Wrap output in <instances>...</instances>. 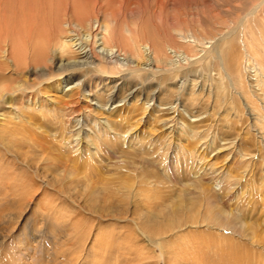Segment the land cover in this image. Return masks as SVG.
Segmentation results:
<instances>
[{"label":"rangeland","instance_id":"obj_1","mask_svg":"<svg viewBox=\"0 0 264 264\" xmlns=\"http://www.w3.org/2000/svg\"><path fill=\"white\" fill-rule=\"evenodd\" d=\"M262 1L0 0V264H150L134 221L167 234L183 216L158 201L142 218L131 186L175 200L204 186L213 208L248 223L236 241L264 244ZM104 24L113 58L96 43ZM62 38L80 40L110 73L76 75L96 84L99 101L60 84L54 63L80 56H55ZM14 42L29 57L18 70ZM56 166L68 172L55 178ZM111 205L124 215L94 208ZM176 234L162 244L177 245Z\"/></svg>","mask_w":264,"mask_h":264},{"label":"bare ground","instance_id":"obj_2","mask_svg":"<svg viewBox=\"0 0 264 264\" xmlns=\"http://www.w3.org/2000/svg\"><path fill=\"white\" fill-rule=\"evenodd\" d=\"M263 2L264 0L261 3ZM89 22L90 21H88V23ZM77 26L83 29V25L81 23L77 24ZM86 29H87L86 30V39H87L91 37L90 27ZM98 35H100V37L97 38L96 43H98L99 47L102 48L104 51L106 52L109 51L110 55H108V57L109 56L112 57L114 46H110V43L112 42L113 39V34L110 29V26L104 24L102 27V32ZM130 39H131L130 41H133V45L135 46L137 42H135L132 38ZM79 41L76 38L72 40L62 38L59 40L57 44L56 47L57 49H54V55L58 54V52L72 53V51H75L76 54L79 53L80 55L79 57L68 59L66 62H64L63 60L56 61L55 59H53L54 61H56V63H54L56 64V69L62 70V72L58 74L59 81L60 84H64V87L70 85L71 83L72 84L74 83L77 85L79 90H82V93L85 95V97L92 98V100L94 101L98 99L99 101V97L96 91L97 89L96 84L91 85V83H85V80H81L80 79L81 77L79 78L76 75L79 72L85 71L86 73H90V72L98 73L102 77H105V79L107 78L109 79L112 77H110V73L107 74L108 73L107 71L102 70L99 67V64H96L94 60H91V56H89L87 50H85V47L83 46V44H80L81 42ZM44 48L45 47L43 45V48L37 51L38 58H41L43 54L42 50H44ZM23 49L24 47L21 45V43L14 42V45H12V51L11 50L9 51L12 52L10 56V60L13 63L14 68L17 70L20 69L23 65L28 63L29 57L27 56V53L26 54L24 53L25 55L22 53L24 52ZM136 50L138 51L139 49ZM147 59L148 61L153 60V62L161 61L159 57L157 56L153 57L151 56V54L147 56ZM142 69L150 70V68H142ZM42 73H44V71H42ZM58 75H56L55 77H57ZM92 80L93 79H90L87 82H91ZM258 83L260 82L258 81ZM7 88L8 86L6 84L0 83V99L7 93ZM14 88L15 87H13V90ZM190 97L191 95L187 97L186 100H193L192 97L191 98ZM96 103L98 104V107L103 108L104 106L103 104L98 102ZM252 111H255V108H253V106H252ZM65 142L67 143V141ZM62 168L65 167L64 166L61 168L57 167L54 169L52 174L55 172L54 175L55 178L57 175L60 176L61 173L68 172L67 169H62ZM227 180L229 182L227 188L230 191L232 189V183L229 181V179ZM127 190L129 192L128 197L129 198L131 197L132 201L135 200L138 201L139 204L141 205L140 207L143 209L142 210L143 212L141 213L142 218L146 215L145 213L151 211L152 207L159 205L158 201L159 202L162 201L161 203L162 206L171 207L173 213H177V215H179L180 217L183 216L182 219H178L176 230H172V231L168 230L170 233L167 234L165 233L160 234V232H157L155 230L156 225L149 223V221H145V224H143L142 226H140L137 221H134L135 223L134 225L137 227L135 232L137 233V235L143 238L141 239L138 248L139 255L144 260L145 259L152 260L150 264H157L158 253L156 252V250H154L155 249L154 247L156 245H158V248L160 250L159 253L163 256V259L165 260L164 264H184L183 262L186 260L193 261L196 264H264V244H260L258 242L253 246L250 245L249 247H246L242 243L236 241L234 235L236 234V236L238 235L243 236L242 234L246 230L245 226H248V223L233 213L223 212L222 207H219V209L213 208L212 206L218 207L219 201L215 197L209 194L208 189L206 187L203 186L201 189H199V191L198 190L187 191L183 193V195H181V197L178 198L177 200H175V198L173 197L162 198L160 196H157V198H155L154 190L144 189L145 190V194H144L143 189L141 187L134 188L133 186H131L129 189L127 187ZM147 193H150V196H146ZM151 202L152 205L150 206L149 203ZM94 208L95 210L98 209L97 211H99L100 214H102V216H108V215L115 216L114 214L124 215V213L121 212L119 205L118 206L111 205L102 209H100V207H94ZM158 229L160 231V228ZM212 231H216V232L213 233ZM228 231L231 234L226 236L224 232H228ZM153 232L156 233L153 234ZM176 232H177L176 235L179 236L177 239L179 240L177 245H175L174 242H171L169 244V247L164 246L162 244V240L168 236H173V234ZM192 233H195L196 236H198V238H203L207 235L210 236L212 234V236L215 237V239L213 240L215 242L214 243L215 245L212 247L211 245H209L207 241L206 245L203 242L204 244L201 246L200 244H198L200 243V241L196 243L197 238ZM188 237H190V239H188Z\"/></svg>","mask_w":264,"mask_h":264}]
</instances>
